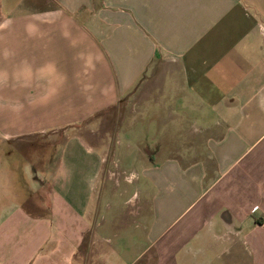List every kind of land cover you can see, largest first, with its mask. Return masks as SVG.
<instances>
[{"label": "crops", "instance_id": "crops-1", "mask_svg": "<svg viewBox=\"0 0 264 264\" xmlns=\"http://www.w3.org/2000/svg\"><path fill=\"white\" fill-rule=\"evenodd\" d=\"M0 264H264V0H0Z\"/></svg>", "mask_w": 264, "mask_h": 264}, {"label": "rangeland", "instance_id": "rangeland-1", "mask_svg": "<svg viewBox=\"0 0 264 264\" xmlns=\"http://www.w3.org/2000/svg\"><path fill=\"white\" fill-rule=\"evenodd\" d=\"M118 110H116L113 114L110 116H101L96 123L92 124L90 127L92 129L88 131L87 129L76 130L75 132L84 133V135L89 138L90 140L94 141L96 144H99L100 141L103 138H109L110 141H114L115 146L112 148L111 152V160L110 163L106 164L107 171L109 170L112 172V180L113 182H119L123 179L127 181H133L134 178L132 174L125 175L121 172L120 169V162L118 161V153H117V145L119 142V122L123 118L121 115L118 114ZM96 129V130H95ZM63 133H61L62 135ZM59 136V135H58ZM64 137V134H63ZM65 138V137H64ZM118 173V174H117ZM101 187H103V183L101 184Z\"/></svg>", "mask_w": 264, "mask_h": 264}]
</instances>
